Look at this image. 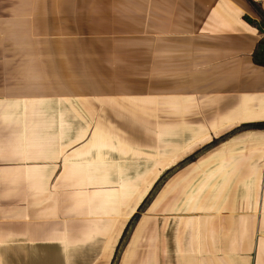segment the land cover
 <instances>
[{
  "label": "crops",
  "instance_id": "0c3cea01",
  "mask_svg": "<svg viewBox=\"0 0 264 264\" xmlns=\"http://www.w3.org/2000/svg\"><path fill=\"white\" fill-rule=\"evenodd\" d=\"M251 2L0 0V264H264Z\"/></svg>",
  "mask_w": 264,
  "mask_h": 264
},
{
  "label": "trees",
  "instance_id": "16d2710c",
  "mask_svg": "<svg viewBox=\"0 0 264 264\" xmlns=\"http://www.w3.org/2000/svg\"><path fill=\"white\" fill-rule=\"evenodd\" d=\"M252 6L258 10L259 16H260V20L258 23H256V26H260L262 24H264V11L261 8V6L255 2H251ZM254 60L258 65L264 66V38H261L257 45H256V49L254 52ZM260 126H264V123H260ZM243 128V127H242ZM213 145V143H211L209 146ZM198 155V153L194 154L193 156L181 161L179 164H177L174 168L168 170L161 178L160 180L155 184V186L153 187V189L151 190L150 194L148 195V197L146 198V200L143 202L142 206L140 207V210L144 209L146 207V205L149 203L150 199L152 198V196L156 193L157 189L160 187V185L163 183V181L172 173L174 172L176 169H178L179 167L183 166L184 164L190 162L191 160H193V158H195Z\"/></svg>",
  "mask_w": 264,
  "mask_h": 264
},
{
  "label": "built area",
  "instance_id": "2783aa9c",
  "mask_svg": "<svg viewBox=\"0 0 264 264\" xmlns=\"http://www.w3.org/2000/svg\"><path fill=\"white\" fill-rule=\"evenodd\" d=\"M258 4L260 5H264V0H255ZM259 31H260V39L261 38H264V24H262L260 27H259Z\"/></svg>",
  "mask_w": 264,
  "mask_h": 264
}]
</instances>
